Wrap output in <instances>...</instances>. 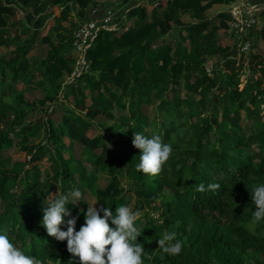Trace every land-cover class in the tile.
Listing matches in <instances>:
<instances>
[{"label":"trees","instance_id":"trees-1","mask_svg":"<svg viewBox=\"0 0 264 264\" xmlns=\"http://www.w3.org/2000/svg\"><path fill=\"white\" fill-rule=\"evenodd\" d=\"M236 1L160 0L153 25L143 24L145 9L131 10L129 16H139L142 25L125 30L120 37L100 34L88 52L90 72L64 87L72 88L76 106L59 126L50 119L33 118L37 109L46 111L57 100L63 89L61 80L74 72L76 62L64 54L72 47L79 25L69 24L68 19L77 10L79 22L84 23L106 6L100 0H48L42 10L64 9L57 28L60 42L55 44L51 38L39 41L46 18H37L42 0H0L1 30L8 28L7 18L19 11L25 15L24 27L36 30L14 52L9 51L15 39L0 36V200L4 204L0 230L7 229L17 247L43 264H69L73 257L67 252V242L47 235L41 209L47 196L52 199L59 190L79 187L92 201L99 200L97 207H111L113 214L116 207L131 208V204L133 211L145 213L137 221L142 234L138 243L145 249L143 264H264V223L255 233L244 227L255 210L249 192L255 184L264 183L263 83L258 80L240 87L242 67L231 60L237 56L236 49L226 46L221 35L230 34V16L223 15L218 27L204 18L212 6ZM120 2L129 6L135 0ZM178 28L186 32L183 40L190 49L180 44L172 54V45L159 47L161 39ZM41 47H46L47 54L38 62L39 71L54 95H46L37 105L25 93L38 78L30 55ZM7 50L8 56L3 53ZM203 53L227 59V70L217 69L210 76ZM184 81L187 98L179 94ZM79 83L95 94L89 107L84 90L75 87ZM170 92L173 98L167 96ZM156 100L157 114L151 121L144 108L154 106ZM243 113L255 121L250 133L242 126ZM102 117L116 124L110 128L114 132L110 139L95 134L106 125L96 123ZM41 131L45 141L27 144L26 137H36ZM135 132L157 133L172 144L173 154L158 175L136 171L140 150L133 146ZM76 143L83 145L80 159L74 155ZM17 144L26 158H1ZM46 161L50 166L43 170ZM104 176L111 178L107 187L101 185ZM201 184L204 191L198 190ZM212 184L220 188L211 190ZM18 189L20 193L15 192ZM69 208L75 216L81 208L86 212L87 205ZM83 223L80 215L77 231ZM109 226L114 227L110 221ZM165 230L175 231L183 242L177 257L164 255L158 241L152 242Z\"/></svg>","mask_w":264,"mask_h":264},{"label":"clouds","instance_id":"clouds-1","mask_svg":"<svg viewBox=\"0 0 264 264\" xmlns=\"http://www.w3.org/2000/svg\"><path fill=\"white\" fill-rule=\"evenodd\" d=\"M132 142L134 148L140 150L136 171L148 176L158 175L173 154L172 144L164 142L157 133L149 136L135 132ZM208 187L217 190L220 185ZM198 190L204 191L205 186L199 185ZM249 193L255 210H252L249 222L244 227L250 233H255L257 226L264 223V183L255 184ZM53 195L55 198L49 199L47 196L43 202L41 225L49 237L67 242V252L73 257L69 264H143L145 249L138 243V237L142 234L137 227L142 211H133L129 206L121 205L116 207L113 214L111 207H97L98 199L86 204L85 192L79 187L66 192L59 190ZM81 203L87 205L86 212L81 208L74 216L69 205L76 208ZM80 215H83L84 223L77 231ZM109 221L114 227L109 226ZM182 249L183 242L177 238L175 231L165 230L158 238V250L166 256L177 257ZM75 258H78V262ZM0 264L43 262L17 247L10 239L9 231L3 229L0 230Z\"/></svg>","mask_w":264,"mask_h":264},{"label":"rangeland","instance_id":"rangeland-1","mask_svg":"<svg viewBox=\"0 0 264 264\" xmlns=\"http://www.w3.org/2000/svg\"><path fill=\"white\" fill-rule=\"evenodd\" d=\"M106 1H116V0H106ZM117 1H118V5L115 6V3L110 4L108 2H104L103 0H100V2L101 3L104 2L106 4V6L113 7V8H111V9H113V11L121 13V15L123 16V17H121V20H124V22H125V24H123V26H125L124 31L127 29H130V28H140V26L142 24H140L141 22L139 20L140 19L139 16H137V15H135V16L130 15L129 16V14L128 15L124 14L125 6H122V3L120 2V0H117ZM159 2H160V0H148L141 7L143 9H145L146 15H147V18L143 23L144 25H153L154 10L159 5ZM44 3L45 2L43 1L42 5H44ZM203 5H206V3H203ZM231 5H229V6L214 5L205 11L204 18L208 22H211L213 27H218V26H220L221 21H222L221 17L223 15L229 16V9H230ZM73 11L75 13V16H72L73 15V12H72L71 16L68 19V21L71 22L72 25L79 22L77 10H73ZM23 17H24V15L19 14L16 17H14V19H10V21L12 22L11 28L9 27V29L7 28L3 31H0V36L9 37V38H12L13 40L15 39V43L10 48L9 52L13 51L14 49H17V47L20 46V44L24 40L23 39V31L24 30L22 28H19ZM159 17H162V16H159ZM60 22L56 21V23L52 24L51 30L49 31L50 33H46V31H48V29H46V31L44 32V35L49 36V37L51 36L54 39V41H57V35L55 33V29L58 27ZM79 23H81V22H79ZM254 31H256L254 36H252V33L249 34V38L251 40V45H252L251 51H249L248 53H245V54H239L237 52V48L235 46L234 39H233V37L232 38L230 37V35L232 34L231 32H230V34L221 33V35H222V41L225 42L226 46H228L230 48H232L234 46V48L236 49L237 56L231 57L232 58L231 60L233 61V59H235L237 61V66L242 67L241 70L243 71V76H242V83H241L240 87L243 88L248 83H254V82L260 80L263 83L262 89H264V32H263L264 31V15L261 16L260 27L258 28V30H254ZM123 32L122 33H116V34H117V36L120 37L123 34ZM183 33H184V35L186 34V32H184V30H182V29H179V28L175 29L173 32H171L169 35H167L165 38L161 39L162 43L159 44V47L161 45H163L164 43L172 45V48H173L172 54L175 52L176 48H178V46L180 44H183L184 46H188V48L190 49V47H191L190 44L187 42L185 43V41L183 40V39H185ZM185 36L187 37V34ZM222 41H221V44H222ZM159 47L158 46L153 47V51L157 52L159 50ZM7 52H8V50L4 51L3 53H5L8 56L9 52L8 53ZM68 54H70V53H68ZM71 54H73V56L72 55L71 56L73 57V59L75 61L77 58V53L74 50L73 46L71 47ZM203 56L205 58H207V60H208L207 64H206V68H207V71L209 72L210 76H213L214 71L217 69L221 68V69H224L225 71L227 70L226 64L228 61H227V59L222 58L221 55L211 57L207 53H203ZM75 66H76V63L74 65V67ZM195 80L196 79H194L193 82H195ZM63 83H64L63 87H66V85H68L67 80L63 81ZM79 86L81 88H84L83 83H79ZM20 87H23V85H20ZM30 88L37 89L36 83L30 84ZM40 94H42V90H38V92L33 93V97L40 98V99L45 97V96H42ZM179 94L183 98H187L189 96L188 92H187V87H186L185 81L182 82V84L179 88ZM167 96L170 98H173V95L171 92ZM190 96L192 98H195V99L200 98L199 96L197 97V96L191 95V94H190ZM63 98H64V96L61 94V96H60L61 102H57V104H58L57 110L59 112L57 120L59 122L62 119V117L65 116L64 114H67V112L69 111L68 109L73 108V106L70 105V101L64 102L65 99H63ZM32 103L40 105L39 104L40 101H34ZM158 104H159V101L156 100L154 106H151L150 108H148L147 116L149 117V119L151 121H153L154 118L156 117V114H157L156 113V111H157L156 106ZM35 114H38V109L36 110ZM39 116L42 117V115H39ZM39 116H34L33 119H38ZM49 117H50V115H49ZM261 117L264 120V107L262 110ZM254 123H255V121L249 119L248 116L245 113H243L242 126H243L244 130H246L247 133H250L251 127ZM115 125L116 124L114 122L110 123L109 125L107 124L105 127L98 130V132L95 134L98 135V133L99 134L102 133V134H105L107 136V138L110 139L114 135V132L111 131L110 128L114 127ZM148 130L150 131V129H148ZM43 134H44V132L41 131L36 137H29V138L26 137V139L28 140L27 144L39 145L40 143L45 141ZM110 144L113 147L114 151L118 152L119 148L116 147V144L114 145L113 142H111ZM45 145L50 146V143L48 141H46ZM82 150L83 149L78 148V146H77V148L74 149V155L77 159L81 158ZM1 158H11V160L17 161V160H21V159L26 158V154L22 152L21 146L17 144V146L14 149L6 151L3 154H1ZM49 164L50 163H48L46 161V163L44 164L43 170L48 169L50 166ZM55 170H56L55 167L50 168V172H52V173H54ZM110 180H111V178L104 176L103 179L101 180V185L103 187H106L108 185V183L110 182ZM121 181L124 183V185L126 184L125 178L121 177ZM15 192L20 193V190L18 189ZM86 197H87L86 201L92 202V200H91L92 197L90 195H86ZM80 205L81 204H79L78 207H80ZM130 206L133 210V205L131 204ZM3 208H4V204L0 200V212L4 210ZM144 215H145V213H142L141 217H143ZM153 217L156 220H158V222H159V216L158 215H154ZM161 235H162V233H159L158 238H160ZM158 238L152 239V242L157 243Z\"/></svg>","mask_w":264,"mask_h":264},{"label":"built area","instance_id":"built-area-1","mask_svg":"<svg viewBox=\"0 0 264 264\" xmlns=\"http://www.w3.org/2000/svg\"><path fill=\"white\" fill-rule=\"evenodd\" d=\"M148 0H135L132 5L125 6L124 14L128 15L131 10L141 8ZM123 14V15H124ZM264 15V0L260 4H254L252 0H237L229 9L230 32L239 54L251 51L252 45L249 38L254 30H258L261 24V16ZM121 13L109 10L104 17L88 20L78 24L73 37L72 46L77 53L76 66L68 84H75L90 72L91 63L88 60V52L99 38L101 33L112 34L124 31V20ZM123 19V18H122ZM124 22V23H123Z\"/></svg>","mask_w":264,"mask_h":264},{"label":"crops","instance_id":"crops-1","mask_svg":"<svg viewBox=\"0 0 264 264\" xmlns=\"http://www.w3.org/2000/svg\"><path fill=\"white\" fill-rule=\"evenodd\" d=\"M43 1L45 2L44 3V5H42V3H43ZM47 1L48 0H42V2H41V4H39V8L41 9V12H40V14L38 15V17L37 18H39V17H46L45 18V23H44V27L41 29V31H40V34H39V41L40 42H42L43 40H46V39H49V38H51L52 39V41L55 43V44H58L59 42H60V39L58 38V35H57V28H59L60 26V24H61V16H62V13H63V8L62 7H57V6H55V7H50V8H48L47 9V11L46 10H42V9H44L45 8V5H46V3H47ZM104 2H108V3H110V4H112V3H115V6H117L118 5V1L116 0V1H106V0H103ZM104 2H102V3H104ZM252 2L254 3V4H260L261 3V0H252ZM105 4V3H104ZM105 6H106V4H105ZM114 6V5H113ZM111 8H113V7H109V6H106V8H105V10H106V12H105V10H101L100 12H96V14H95V16L93 17V18H95V19H98V18H102V17H104L105 16V14L109 11V10H113V9H111ZM62 11V12H61ZM59 13V14H58ZM19 14H22V15H24V13L22 12V11H19V12H17V14L16 15H14L13 17H10V18H7V23H8V29H9V27L11 28V21H10V19H14V17H16L17 15H19ZM72 16H75V13H74V11H73V15ZM56 21H59L60 23H59V25H58V27L55 29V33H56V35H57V41H54V39L50 36H45L44 35V32L46 31V29H48V31H46V33H50L49 31L51 30V25L52 24H54V23H56ZM24 23H25V15H24V17H23V19H22V21H21V23H20V26H19V28H22L24 31H23V41H22V43H24V41L25 40H27V39H30V37L31 36H33V34L34 33H36L35 31V29L34 30H32L31 31V29L30 28H27V27H24ZM68 23L69 24H71V22H69L68 21ZM68 23H64L65 24V26H67L68 25ZM78 24H80L79 22H77ZM5 30V29H4ZM0 31H3V30H1L0 29ZM62 34V33H61ZM21 43V44H22ZM46 48V47H45ZM44 47H41L40 49H38V50H35L31 55H30V61H31V63H33L34 64V69L37 71V73H36V75L38 76V78L35 80V81H33L31 84H33V83H36V86H37V89H32V88H30V85L28 86V91L25 93V97H26V99H28V101L29 102H34V101H41L43 98H35V97H33V93H35V92H38V90H42V94H40V95H42V96H46V95H54L53 93H52V90H51V86H50V84L48 83V82H46V78L41 74V72L39 71V61H41L43 58H45L46 57V54H47V52H45V49ZM16 49H14L13 51H11V52H14ZM68 53H70V54H68ZM73 56V54H71V48L68 50V51H66L65 52V54H64V56L66 57V58H73L72 56ZM66 80V77H64L62 80H61V84L63 85L64 83H63V81H65ZM42 84H44V85H42ZM79 86V84H77V85H75V87L77 88ZM78 88H80V89H83L84 90V92H85V95L87 96V98H88V100H87V107H89L90 105H92V103H93V100H92V96H95V94L93 95L89 90L90 89H86V88H81V87H78ZM61 94L64 96V98L63 99H65L64 100V102H68V101H70V105L71 106H73V108H69L68 110H70V109H72V110H74L75 109V106H76V103H75V98H74V93H73V91H72V88L71 87H67V88H64L63 87V89L61 90V92L58 94V97H57V100L54 102V103H49L48 105H47V108H46V111L45 110H43V109H41V110H39L38 111V114H35L34 116H39V115H42V117H38V119H35V120H44V121H49V119L50 120H53L55 123H56V125H59L60 126V124H62V121H63V119H64V117L66 116V114H64L65 116H63L62 117V119L60 120V122L57 120V117H58V110H57V108H58V104H57V102H61V99H60V96H61ZM68 108V107H67ZM66 108V109H67ZM147 109L148 108H144V111H147ZM48 111H50L52 114H50V117H48L47 115H46V112H48ZM87 112H85V113H79V112H77V114L78 115H81V116H84L85 114H86ZM98 122H102V125H104V124H110V123H113V122H108L107 120H105L103 117L102 118H99L98 119V121L96 122L97 124H98ZM105 125V126H106ZM102 129V128H101ZM77 146H78V148H82L83 149V145H81V144H79V143H76L75 144V147L74 148H77ZM82 152H83V150H82ZM109 184V183H108ZM108 186V185H107ZM106 186V187H107Z\"/></svg>","mask_w":264,"mask_h":264}]
</instances>
